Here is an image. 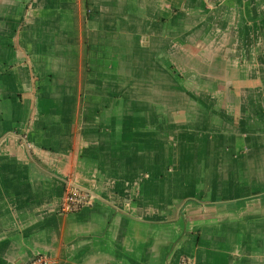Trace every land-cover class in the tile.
<instances>
[{"label": "crops", "instance_id": "0c3cea01", "mask_svg": "<svg viewBox=\"0 0 264 264\" xmlns=\"http://www.w3.org/2000/svg\"><path fill=\"white\" fill-rule=\"evenodd\" d=\"M38 255L264 264V0H0V264Z\"/></svg>", "mask_w": 264, "mask_h": 264}, {"label": "built area", "instance_id": "2783aa9c", "mask_svg": "<svg viewBox=\"0 0 264 264\" xmlns=\"http://www.w3.org/2000/svg\"><path fill=\"white\" fill-rule=\"evenodd\" d=\"M91 202H92V197L90 194L83 192L78 188H71L63 199L61 212L63 214L76 213L81 211L84 207L90 205ZM27 264H56V263L46 256L38 255ZM180 264H194V262L189 258H184L181 260Z\"/></svg>", "mask_w": 264, "mask_h": 264}]
</instances>
